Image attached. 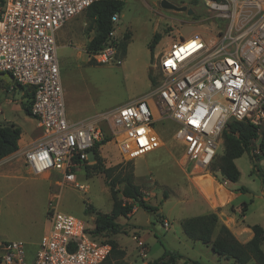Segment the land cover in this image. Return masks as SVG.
I'll return each instance as SVG.
<instances>
[{
    "label": "built area",
    "instance_id": "built-area-1",
    "mask_svg": "<svg viewBox=\"0 0 264 264\" xmlns=\"http://www.w3.org/2000/svg\"><path fill=\"white\" fill-rule=\"evenodd\" d=\"M95 1L100 0H0V75L11 79L8 91L17 85L34 91L30 113L41 134L22 152L32 173L56 171L61 183L87 192L88 185L76 180V169L95 147L100 150L110 135L123 159L133 160L162 145L154 124L167 118L177 124L174 138L184 147L187 161L201 171L214 162L230 120L251 124L258 147L264 139V0H204L208 11L226 22L223 28L174 40L158 57L156 84L147 96L95 120L71 122L55 34ZM118 20L116 12L111 21L115 25ZM115 52L114 46H106L92 59L107 63ZM48 219L49 229L34 254L22 241H0V264H100L109 256L111 245L94 237V227L86 220L51 202ZM162 222L169 227L166 219ZM132 238L146 264L145 241L138 235Z\"/></svg>",
    "mask_w": 264,
    "mask_h": 264
},
{
    "label": "rangeland",
    "instance_id": "rangeland-1",
    "mask_svg": "<svg viewBox=\"0 0 264 264\" xmlns=\"http://www.w3.org/2000/svg\"><path fill=\"white\" fill-rule=\"evenodd\" d=\"M160 1L124 0L113 31L118 35L127 29L132 32L129 51L124 58L114 54V58L107 63H97L92 59V55L86 53V45L94 34V23L87 17L85 11L70 18L62 26L63 33L58 35L57 40L60 79L67 106L77 108L79 118L105 114L132 99L150 93L153 88L148 77L149 69L155 67L158 56L174 40L188 37L194 32L201 34L213 32L226 25V22L215 13L208 11L204 0H168L174 5L185 6V11L164 8ZM188 10H191L190 14ZM155 32L160 33L161 38L150 50L149 44ZM119 59L121 62L117 63ZM1 80L10 82L7 74L0 78V83ZM0 95L2 98L5 96L1 89ZM2 98L0 102L3 103ZM2 108L5 109L4 106ZM5 116H12L21 124L35 120L24 111L12 113L7 111L0 119ZM154 126L163 140L162 145L133 160L123 159L119 153L117 140L109 135L100 150L90 154L89 160L76 169V180L88 185L87 192L70 184L58 186L55 180H60L61 177L56 171H52L49 179L39 174H24L21 177L0 176V204L4 219H11L9 223L17 229L29 227L34 234L40 233L42 227L40 222L48 218V207L51 202L60 211L86 220L93 228L95 213L91 209L109 213L112 208L110 189L101 169L122 165L127 167L125 170H131L133 180L140 186L144 200L150 205H157L169 218V227L165 228L163 217L156 219L153 214L139 208L131 217L117 218L121 224L119 233H106L101 236L105 241H118L119 247L127 250L136 259L132 264H141L139 248L132 238L133 235H141V239L146 240L147 261L158 258L165 249H170L181 253L185 260L197 259L207 264L217 263L211 248L206 250L209 244L192 241L181 227L183 218L195 214L193 209L186 206V198L181 195L183 189L185 194L184 192L182 194L189 200L193 198V201L199 203L204 198L209 202L203 189L196 183L197 180L212 181L220 187L219 194L227 203L214 207L219 214L223 211L227 212L226 215L233 213L239 223L250 227L259 224L264 230L262 159L255 160L256 170L252 168L253 161L247 154L236 159L235 164L240 171L236 182H229L213 167L206 171L197 169L198 174L190 179L194 174L191 170L196 171V168L187 161L184 147L174 138L177 124L167 118L164 122H156ZM102 127L109 131L108 124L103 123ZM222 152L221 134L214 164L219 162ZM97 156L100 158L99 161ZM122 186L123 184H117L114 187L116 197L121 199ZM241 187L246 190L241 191ZM54 193H58V196L52 198ZM234 193H237V196L232 200ZM244 203L246 206H243ZM157 213L160 214L159 210ZM151 215L156 220L153 221ZM215 232L218 233L216 230ZM261 248L264 251V235ZM107 258L101 264H105ZM112 260V264H117L113 257ZM227 261L226 264H230L233 260ZM176 264L184 263L181 259ZM247 264L254 263L251 260Z\"/></svg>",
    "mask_w": 264,
    "mask_h": 264
},
{
    "label": "trees",
    "instance_id": "trees-1",
    "mask_svg": "<svg viewBox=\"0 0 264 264\" xmlns=\"http://www.w3.org/2000/svg\"><path fill=\"white\" fill-rule=\"evenodd\" d=\"M124 1L100 0L92 3L86 10V15L94 23V35L86 45V52L89 56L96 53L106 46H114L115 56L122 58L126 53V46L130 38L129 32H124L122 37L114 38L110 33L114 30V24L111 16L123 8ZM161 34L155 32L152 42L149 44L150 50L159 42ZM120 60V59H119ZM149 78L154 86L156 84L152 69H149ZM24 91V101L21 106L26 115L31 116L30 103L33 97V89L19 85ZM20 137V128L15 124H0V159L12 154L18 148V139ZM223 152L219 157V162L210 165L217 170L229 182H236L239 179L240 171L235 165V159L247 154L252 159V168L257 169L255 160L264 161V139L258 144L259 153H253L255 150V139L257 133L254 127L246 121L230 120L227 127L222 132ZM108 137L105 138V140ZM95 147L92 154L97 153ZM97 160L100 158L97 156ZM125 166L117 165L114 167L102 168L107 185L112 197V208L109 213L95 211L94 228L91 233L94 237L101 240V236L106 233L117 234L121 231V224L117 221L119 217H127L134 208L140 207L147 213L153 214L156 219L162 218L158 214V206L148 204L142 195L141 188L133 180V174L125 170ZM117 184H123L120 189L121 198L116 197L114 187ZM245 191L244 187L240 188ZM243 206H246L244 203ZM90 210V211H91ZM218 224V215L210 213L206 215L193 216L181 221V227L184 234L194 241H200L211 245L212 250L220 257L232 259L236 264H247L253 261L254 264H264V251L261 248L264 230L259 224L251 226L253 235L245 243L240 242L231 230L220 225L217 235L214 237V230ZM105 241V240H103ZM111 245V251L105 264H112L115 259L117 264H125L123 257L124 249H121L116 240L105 241ZM183 260L184 264H205L198 260H185L183 255L177 251L165 249L161 256L156 259L148 260L146 264H176L178 260ZM101 264V263H100Z\"/></svg>",
    "mask_w": 264,
    "mask_h": 264
},
{
    "label": "crops",
    "instance_id": "crops-1",
    "mask_svg": "<svg viewBox=\"0 0 264 264\" xmlns=\"http://www.w3.org/2000/svg\"><path fill=\"white\" fill-rule=\"evenodd\" d=\"M156 28H157V25L154 26L155 31H156ZM126 32H129L130 38L128 39L127 46H126V53L123 56V58L127 55V52L129 51V43L132 39V32L129 29H127ZM60 33H63L62 27L55 34L57 48H58V41L57 40H58V35ZM123 33L118 35V34H115V32L113 31V34L111 36L114 38H120V37H122ZM84 53L85 52L83 51V54ZM86 56H87V54H86ZM120 62H121V60H120ZM153 72L154 71L152 68V73ZM2 76L3 75L1 74L0 78ZM148 77H149V72H148ZM149 80H150V78H149ZM1 81L2 82L0 83V89L2 92H4L5 96H3V98L0 97V98H2V101H3V103L0 102V116L4 115V113H6L7 111H9L10 113L23 111L21 104L24 101H26V98L24 97V94H23L24 93L23 89L17 85L14 87L13 90L8 91V87L12 84L11 79H10V82H5L3 80H1ZM150 83H151V86L153 88L151 80H150ZM148 94L141 95L138 98L132 99L130 101L145 97ZM64 100H65V96H64ZM67 105L68 104L65 101L66 115H67L68 120L71 122H79V121H84V120H95L97 117V115H93V116H89V117H85V118H79L80 115L78 116V114H77L78 109L77 108H68ZM2 106H4L5 109H3ZM31 120H33V119H31ZM25 121H28V120L25 119ZM28 122L29 123L21 124L19 122H16L14 120V117H12V116H5V118L3 117L2 119H0V124H15L20 128V137H19L18 142H17V144H18L17 150L15 152H13L12 154L0 159V176L21 177L24 174H34V173H32V171L29 168H26V166L24 164L22 152L25 149H27L28 147H30L32 145V143L38 139V137L41 134V130L38 126L37 121L33 120V121H28ZM191 171H193V170H191ZM39 175H41V177H43L45 179L46 178L49 179L52 175V171L44 172V173H41ZM191 178H194V174H193V176L190 177V179ZM55 183L58 186L65 185V183H61L60 180H55ZM196 183L203 189V192L205 193L209 202L206 201L204 198H202V202H199V203L198 202L196 203L195 201H193V198H191L189 200L186 197V195H183V194H185L184 189H183L182 193L183 192L184 193L183 194L181 193V195L183 198H186V203H187L186 206H189V208L191 210L193 209V211H195V214H193L191 216H187L185 218H189V217H193V216L206 215V214H210V213H216L218 215V224L215 228L216 231H218L220 225H225L231 230V232L235 235V237L240 242H242V243L247 242L253 235L251 227L249 225H244V224L239 223V221L235 218L233 213L231 215H226L227 212L223 211L221 214H219L214 209V207H218V206H221V205H224L225 203H227L225 198L219 194L220 187L217 185V183L212 182V181H207V180H197ZM56 196H58V193H54L52 195V198H54ZM236 196H237V193H234V197L232 198V200ZM139 208L140 207L134 208L133 212L130 215H128L127 217L133 216ZM158 210H159L160 214L162 215L163 219H166L169 222V218L165 214H163L162 211H160L159 207H158ZM3 214L4 213L2 211V205L0 204V241H7V240L22 241L26 246L27 252L29 254H34L35 251L37 250L38 246H39V242L41 240V237L49 229V226H50L49 219L46 218L40 222L41 226H42L41 232H40L42 234L40 235V233L34 234V231H32V229H29V227L17 229L16 227L12 226L9 223L11 219H8V218L4 219ZM185 218H183V219H185ZM215 230H214V234H217V232H215ZM145 242H146V240H145ZM117 243L119 244L118 241H117ZM209 248H211V246L207 245L206 250H209ZM211 250H212V248H211ZM212 255L214 256L215 261L217 262L216 264H222L223 261L226 264V262H228L227 260H229V259H226L224 257L218 256L214 251H213ZM123 260L125 261V264H132L133 261H135L136 259H134L132 257V255H130L127 252V250H125V256L123 257ZM192 260H197V259H192ZM200 262H202V261H200ZM202 263H204V262H202ZM141 264H142V260H141ZM187 264H189V263H187ZM205 264H207V263H205ZM230 264H235V263H233V261H232V263H230Z\"/></svg>",
    "mask_w": 264,
    "mask_h": 264
},
{
    "label": "water",
    "instance_id": "water-1",
    "mask_svg": "<svg viewBox=\"0 0 264 264\" xmlns=\"http://www.w3.org/2000/svg\"><path fill=\"white\" fill-rule=\"evenodd\" d=\"M160 5L162 7H164V8H168V9H174V10H179V11H185L186 10V7L185 6H177V5H174L173 3L169 2L168 0H161L160 1ZM187 12L190 14L191 13V10H188ZM151 219L153 221L156 220L152 215H151Z\"/></svg>",
    "mask_w": 264,
    "mask_h": 264
},
{
    "label": "bare ground",
    "instance_id": "bare-ground-1",
    "mask_svg": "<svg viewBox=\"0 0 264 264\" xmlns=\"http://www.w3.org/2000/svg\"><path fill=\"white\" fill-rule=\"evenodd\" d=\"M192 172H194V175H195V174H198L197 169H196V171H192ZM196 172H197V173H196Z\"/></svg>",
    "mask_w": 264,
    "mask_h": 264
}]
</instances>
